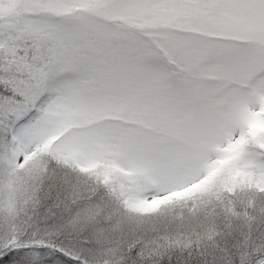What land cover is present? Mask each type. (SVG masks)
Here are the masks:
<instances>
[{
    "label": "snow or ice",
    "instance_id": "snow-or-ice-1",
    "mask_svg": "<svg viewBox=\"0 0 264 264\" xmlns=\"http://www.w3.org/2000/svg\"><path fill=\"white\" fill-rule=\"evenodd\" d=\"M0 264H264V0H0Z\"/></svg>",
    "mask_w": 264,
    "mask_h": 264
}]
</instances>
